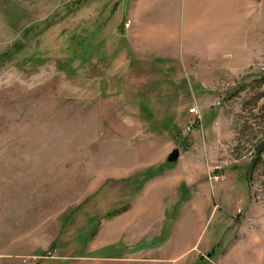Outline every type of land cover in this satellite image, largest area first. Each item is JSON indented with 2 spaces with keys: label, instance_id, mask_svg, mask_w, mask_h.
Instances as JSON below:
<instances>
[{
  "label": "rangeland",
  "instance_id": "1",
  "mask_svg": "<svg viewBox=\"0 0 264 264\" xmlns=\"http://www.w3.org/2000/svg\"><path fill=\"white\" fill-rule=\"evenodd\" d=\"M213 11L214 0H0V264L110 263L82 254L94 224L162 169L172 141L190 144L197 92L211 95L218 149L197 172L234 158V187L264 207V58L214 73Z\"/></svg>",
  "mask_w": 264,
  "mask_h": 264
},
{
  "label": "crops",
  "instance_id": "2",
  "mask_svg": "<svg viewBox=\"0 0 264 264\" xmlns=\"http://www.w3.org/2000/svg\"><path fill=\"white\" fill-rule=\"evenodd\" d=\"M185 8L187 17L196 12ZM213 12L214 73L243 72L264 58V0H214ZM157 31L173 36L176 29ZM193 97L202 118L193 126L190 144L178 148L176 162H163L139 185L134 186L133 172V192L98 217L83 255L98 254L108 264H264V207L251 202L253 194L234 187L236 170L226 168L225 180L216 183L196 170L209 167L218 155L217 114L205 107L211 101L208 92ZM118 244L121 252L114 249Z\"/></svg>",
  "mask_w": 264,
  "mask_h": 264
},
{
  "label": "built area",
  "instance_id": "3",
  "mask_svg": "<svg viewBox=\"0 0 264 264\" xmlns=\"http://www.w3.org/2000/svg\"><path fill=\"white\" fill-rule=\"evenodd\" d=\"M261 67H262V70L264 71V62L262 63ZM221 104L222 103L220 100H217L215 102L216 106H220ZM189 112L193 117L189 119L186 128L188 131H191L193 129V126L196 124V122L198 120H201L202 115H201V113L197 107H191L189 109ZM232 161H235L234 158H231L228 156L223 157L220 161H218V163H216L213 166V169L211 171H209L208 180L211 183H216V182L225 180L226 174H225L224 170L229 166V164Z\"/></svg>",
  "mask_w": 264,
  "mask_h": 264
},
{
  "label": "water",
  "instance_id": "4",
  "mask_svg": "<svg viewBox=\"0 0 264 264\" xmlns=\"http://www.w3.org/2000/svg\"><path fill=\"white\" fill-rule=\"evenodd\" d=\"M180 158V150L178 148L173 149L167 156L166 161L168 163H174Z\"/></svg>",
  "mask_w": 264,
  "mask_h": 264
}]
</instances>
